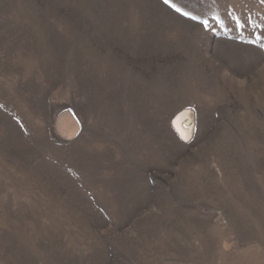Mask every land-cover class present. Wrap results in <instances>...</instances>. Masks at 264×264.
Wrapping results in <instances>:
<instances>
[{"label":"rangeland","instance_id":"rangeland-1","mask_svg":"<svg viewBox=\"0 0 264 264\" xmlns=\"http://www.w3.org/2000/svg\"><path fill=\"white\" fill-rule=\"evenodd\" d=\"M0 264H264V0H0Z\"/></svg>","mask_w":264,"mask_h":264},{"label":"bare ground","instance_id":"bare-ground-1","mask_svg":"<svg viewBox=\"0 0 264 264\" xmlns=\"http://www.w3.org/2000/svg\"><path fill=\"white\" fill-rule=\"evenodd\" d=\"M192 119V113L189 110H185L179 114H177L172 120L170 121V127L175 136L179 140H188L190 136V130L188 129L187 125L190 124ZM175 127V129H174ZM180 134V136H179Z\"/></svg>","mask_w":264,"mask_h":264},{"label":"snow or ice","instance_id":"snow-or-ice-1","mask_svg":"<svg viewBox=\"0 0 264 264\" xmlns=\"http://www.w3.org/2000/svg\"><path fill=\"white\" fill-rule=\"evenodd\" d=\"M165 3H168V0H165Z\"/></svg>","mask_w":264,"mask_h":264}]
</instances>
